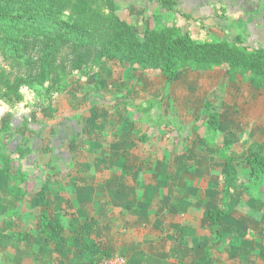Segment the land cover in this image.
<instances>
[{
    "label": "crops",
    "instance_id": "1",
    "mask_svg": "<svg viewBox=\"0 0 264 264\" xmlns=\"http://www.w3.org/2000/svg\"><path fill=\"white\" fill-rule=\"evenodd\" d=\"M152 3L149 28L264 48V0H178L172 13ZM201 22L204 36L194 34ZM120 75L104 63L98 80L77 76L28 104L0 93V122L11 127L0 135L10 159L5 169L0 155V264H92L94 249L129 264H196L212 238L208 213L223 206L224 156L238 175L203 264H264V178L249 186L245 174L249 147L264 140V90L219 69L185 68L171 82L153 70ZM39 213L57 224L53 240L34 232Z\"/></svg>",
    "mask_w": 264,
    "mask_h": 264
},
{
    "label": "trees",
    "instance_id": "2",
    "mask_svg": "<svg viewBox=\"0 0 264 264\" xmlns=\"http://www.w3.org/2000/svg\"><path fill=\"white\" fill-rule=\"evenodd\" d=\"M155 1L163 8L174 11L175 4L171 0ZM0 35L15 47L21 38L32 37H44L53 43L71 41L94 47L98 59L97 69L92 73L95 80L99 79L104 63L117 62L133 72L160 71L168 82L174 79L180 68L199 71L219 69L230 82L242 78L250 87L264 90V48L248 46L239 36H229L224 40H197L189 31H181L175 24L138 31L117 13L113 0H0ZM53 43L49 45V51H52ZM47 61L46 57L40 66L43 80ZM24 84L25 80L21 77L12 81L9 75L2 74L0 78V88L7 100H22ZM52 96L46 98L51 99ZM209 125L217 129L214 115L210 117ZM10 132L11 127L0 122V135ZM262 147L264 140L250 146L245 157L249 167L245 171L249 186L264 178V157L259 153ZM4 151L6 147L0 142V155L4 156L3 164L7 169L10 159ZM26 152L27 148L18 147L13 153L22 157ZM223 159L228 168L224 177L223 206L208 213L212 238L196 264H203L210 250L220 241L219 225L227 212V186L238 175L234 165L236 159L228 156ZM16 171L15 176L19 173L18 166ZM45 200V192L39 191L38 208L45 205ZM13 217L9 215L7 228L12 226ZM34 219V232L53 240L57 224L51 217L39 213ZM83 228L88 235L90 229ZM75 229H70L69 242L77 235ZM92 254V264H99L102 259L111 256L98 249H94Z\"/></svg>",
    "mask_w": 264,
    "mask_h": 264
},
{
    "label": "rangeland",
    "instance_id": "3",
    "mask_svg": "<svg viewBox=\"0 0 264 264\" xmlns=\"http://www.w3.org/2000/svg\"><path fill=\"white\" fill-rule=\"evenodd\" d=\"M113 1L117 13L138 31H143L151 26L150 21L146 22L145 19L155 20V14L159 9H154L155 5L152 0ZM170 2L177 5L178 0H171ZM152 22L154 21L152 20ZM139 23L142 24V28L139 27ZM153 26L158 27L160 25L154 23ZM194 34L206 35L203 23L199 27V31H195ZM208 38L213 39L212 36ZM195 39L199 40L198 37ZM51 43L53 42L44 37L21 38L18 46L15 47L8 43L5 36L0 35V78L2 74H7L12 81L18 77L25 80V84L22 86L24 99L19 102L28 104L30 101L34 102L37 96L40 97L39 99L45 100L46 97L52 96L53 92H59L69 80L77 78V76L91 78L92 73L97 69L98 59L94 47L58 40L53 43L52 51H49L48 47ZM46 57L48 58L46 77L43 80L40 75L42 71L40 66ZM111 64L117 66V70L121 73L117 79L128 80L126 76L133 73L126 66L124 67L117 62H111ZM181 70H185V68H180L177 72ZM0 93H2L1 88Z\"/></svg>",
    "mask_w": 264,
    "mask_h": 264
},
{
    "label": "built area",
    "instance_id": "4",
    "mask_svg": "<svg viewBox=\"0 0 264 264\" xmlns=\"http://www.w3.org/2000/svg\"><path fill=\"white\" fill-rule=\"evenodd\" d=\"M99 264H127V260L120 255H111L108 258L102 259Z\"/></svg>",
    "mask_w": 264,
    "mask_h": 264
}]
</instances>
